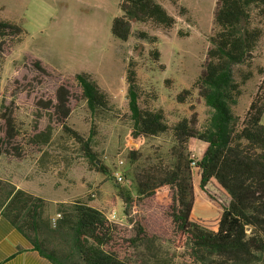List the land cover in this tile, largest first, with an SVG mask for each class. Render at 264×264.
Instances as JSON below:
<instances>
[{"label": "trees", "instance_id": "1", "mask_svg": "<svg viewBox=\"0 0 264 264\" xmlns=\"http://www.w3.org/2000/svg\"><path fill=\"white\" fill-rule=\"evenodd\" d=\"M168 1L178 6V0ZM119 9L121 14L112 21L111 34L122 42L134 35L137 41L156 43L145 32H132L135 24L163 31H171L176 25L157 0H121ZM179 11L180 15L186 13L183 7ZM212 24L213 34L201 71L191 89L175 98L183 104L194 90L197 92L209 109L201 127L195 113L169 126L162 110H153L142 101L135 66L128 64L127 159L130 163L138 160L144 139L169 133L172 146L166 162L157 161L134 172L135 197L119 195L123 224L108 221L105 213L94 206L76 202L58 209L61 219L52 226L43 217L44 199L0 180V212L52 264H139L133 261L132 251L153 241L182 250L180 264H254L264 257V67L254 65L256 50L264 42V0H216ZM21 34L18 26L0 18V67L6 44ZM150 56L154 61L160 59L156 49ZM23 69L29 77L15 78L14 84L56 80V72L38 59L24 57ZM255 75L260 77L256 92L243 117H237L232 107ZM57 82L47 98L30 90V85L13 87V92L22 88L21 94L31 95L34 106L48 113L54 127L83 145L84 156L97 172L106 173L91 151V139L83 141L68 127V119L80 103L94 119L109 113L108 95L86 73L61 77ZM15 119L11 108H3L0 157L20 162L31 152L39 153V146L29 134V149L20 152L22 141ZM192 141L202 146L196 161L190 153ZM197 190L219 210L214 219L192 216ZM54 238L59 243L55 244Z\"/></svg>", "mask_w": 264, "mask_h": 264}, {"label": "rangeland", "instance_id": "2", "mask_svg": "<svg viewBox=\"0 0 264 264\" xmlns=\"http://www.w3.org/2000/svg\"><path fill=\"white\" fill-rule=\"evenodd\" d=\"M121 0H0V18L22 30L21 41L14 39L5 46L4 60L0 67V114L3 108H11L15 114L18 139L22 153H27V135L38 142L39 153L27 154L20 162L0 157V180L13 185L45 201L43 217L53 226L52 219L58 209L76 202L87 203L104 213L114 210L115 223L123 224V208L120 194L135 197L137 186L134 172L157 161L166 162L172 146L169 133L144 139L139 147V158L130 163L128 157L129 120L127 108L126 69L129 62L135 66L142 101L153 110H162L166 123L173 126L195 113L201 127L209 115V109L194 90L183 104L175 98L184 90H190L197 79L201 64L209 48L213 34V11L216 0H178L174 7L168 0H157L172 16L176 25L171 31L135 24L132 32L142 31L156 39L155 44L137 41L134 35L122 42L111 34L114 18L120 16ZM179 7L186 9L180 15ZM160 53L159 61L152 60L150 52ZM255 66L264 67V42L256 50ZM38 59L53 69L56 80H44L41 84L29 81L14 84V79L29 77L23 69V58ZM86 73L104 91L110 100L111 111L94 119L84 103L74 106L68 119V127L86 141L91 151L106 169L97 172L84 156L83 145L70 134L54 127L48 121V113L38 110L31 95L21 94L13 87L30 85L47 98L53 94L61 77ZM60 76V77H59ZM260 77L242 88V96L232 107L237 117H243L256 92ZM37 95V97L41 96ZM141 101V103H142ZM12 103V104H11ZM144 106V104H142ZM264 126V113L261 118ZM2 123L0 122V133ZM202 146L197 141L190 144L192 159L198 160ZM100 165V164H99ZM124 177L116 183L114 175ZM193 217L212 220L219 210L209 204L197 190ZM56 223V222H55ZM54 243L59 241L54 238ZM53 242L50 245H54ZM182 250L153 241L132 251V259L139 264H180ZM264 264V257L254 263Z\"/></svg>", "mask_w": 264, "mask_h": 264}, {"label": "crops", "instance_id": "3", "mask_svg": "<svg viewBox=\"0 0 264 264\" xmlns=\"http://www.w3.org/2000/svg\"><path fill=\"white\" fill-rule=\"evenodd\" d=\"M0 264L52 263L42 257L0 212Z\"/></svg>", "mask_w": 264, "mask_h": 264}, {"label": "built area", "instance_id": "4", "mask_svg": "<svg viewBox=\"0 0 264 264\" xmlns=\"http://www.w3.org/2000/svg\"><path fill=\"white\" fill-rule=\"evenodd\" d=\"M114 178L116 183H122L125 180L124 177L118 173H115ZM105 217L107 218L108 221L113 223H115V221L117 220V214L114 210L105 213ZM59 219H61V215L57 214L55 218L51 220L53 225H55V222H57Z\"/></svg>", "mask_w": 264, "mask_h": 264}]
</instances>
